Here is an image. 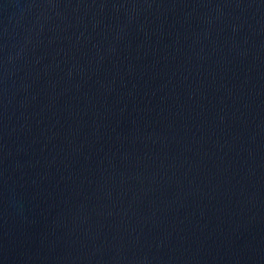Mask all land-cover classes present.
Wrapping results in <instances>:
<instances>
[{
  "label": "water",
  "instance_id": "95a60500",
  "mask_svg": "<svg viewBox=\"0 0 264 264\" xmlns=\"http://www.w3.org/2000/svg\"><path fill=\"white\" fill-rule=\"evenodd\" d=\"M0 264H264V0H0Z\"/></svg>",
  "mask_w": 264,
  "mask_h": 264
}]
</instances>
